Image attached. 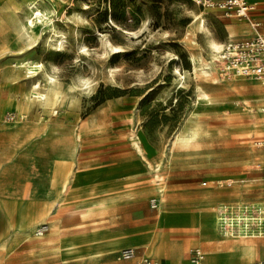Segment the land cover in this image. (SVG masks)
I'll return each instance as SVG.
<instances>
[{
  "label": "rangeland",
  "instance_id": "obj_1",
  "mask_svg": "<svg viewBox=\"0 0 264 264\" xmlns=\"http://www.w3.org/2000/svg\"><path fill=\"white\" fill-rule=\"evenodd\" d=\"M31 1H36L46 16L34 32L25 26L32 18H28ZM201 11L205 12V28L199 27L194 16ZM239 20L192 0H0V94L6 95L0 103V178L9 175L15 179L18 196L24 199L48 201L31 221L20 210L14 215L11 211V225H35L33 230V225L20 229L30 236L16 249L0 253V264H88L95 260L121 264L116 253L89 255V251L114 239L105 234L84 238L82 242L89 240L78 243L80 249L63 255L67 242L61 237L72 222L61 232L59 227L40 236L34 233L50 214L65 221L69 209L102 201L78 198L67 202L64 187L60 191L51 186L60 175V156L66 153L81 165H106L121 159L130 164L144 161L146 172L140 182L145 187H156L153 173L158 167L163 171L165 178L159 183L167 189L159 210L150 207V196L140 201L152 214L159 212L134 224L132 233L116 238L119 242L141 239L146 255L160 231V207L168 202L174 184L188 180L208 187L207 172L222 169L217 177L236 180L222 185V191L231 194L222 199L251 204L264 201V169L257 167L264 147L255 145L264 138V128L254 125L258 121L264 124V79L226 72L223 63L217 69L208 45L210 37L225 40L232 21L246 28L239 37L264 33V21L251 30L250 24ZM191 52L197 56V72ZM215 54L217 58V51ZM28 59L42 63L43 69L28 76L31 72L25 66H15ZM204 67L210 75L202 70ZM46 73L55 80L50 100L43 104L31 85L41 81L45 89L49 84ZM204 92L208 98L200 95ZM9 97L20 101L21 107L8 103ZM9 112L15 113L13 120L7 118ZM191 122L200 127L198 140L182 144L178 133ZM203 180L207 184H202ZM70 186L67 196L95 190H78L74 181ZM167 206L176 221L168 231L173 235L161 255L150 256L174 264L171 240L182 235L189 252L199 239L187 234L208 228L203 221L216 204L211 208L178 202ZM192 206L207 213L201 218L199 212L186 210ZM91 208L95 213L92 218L74 221L80 224V233L120 227L116 214H101L96 205ZM210 232L214 234L212 228ZM48 234H53L52 241L46 240ZM68 256L73 258L66 260Z\"/></svg>",
  "mask_w": 264,
  "mask_h": 264
},
{
  "label": "crops",
  "instance_id": "obj_2",
  "mask_svg": "<svg viewBox=\"0 0 264 264\" xmlns=\"http://www.w3.org/2000/svg\"><path fill=\"white\" fill-rule=\"evenodd\" d=\"M249 2L254 5L252 10L250 11V15L257 20L264 21V0H249ZM239 21L250 24L249 21L246 19H240ZM252 28L253 27L251 26L250 29L252 30ZM244 32H242L241 34H243ZM238 35L240 34H236L232 36H238ZM5 97H6L5 94L3 95L0 94V103L2 102V99H4ZM9 130L10 129H7L8 133L6 134H9ZM72 156L73 155L71 153H66L65 156L62 157L60 156V191L62 186L64 185L63 181L66 178L65 175L68 176L67 181L69 183L71 181L73 183L74 181L76 189L81 190V189H88L90 187H95V190L93 193H80L79 191L78 195L67 196L66 201L71 202L78 198L104 200L105 204L106 203L109 204L106 205V207L104 206L103 214L105 212L106 214L108 213L116 214L117 218H119L120 220V227L118 229H113L110 227L106 229H96V230L86 231L85 233H80L78 229L80 224L78 222H74L77 219L76 218L66 219L62 223V227H65L69 222H72V225L71 228L69 227L68 229L65 228L68 231L67 233L63 234V237H61L65 240L64 242L85 243L88 242L89 239H85L83 242L81 240H83L84 238H90L93 235L103 236L104 234L105 236H109L114 239L118 237H123L126 236L129 232L132 233V230L130 228L134 224L146 219L148 215H156L159 212L158 211L156 214H152L149 210H146L144 204L140 202L145 200L147 196H150L149 197V205H150V198L154 195H157L159 197V205H161L160 194L162 190H159L160 185L158 187H153V185L145 187L142 186L143 184L141 185L140 180H143V175L146 172V163H144V161L142 162L134 161L130 164L129 162H127V160L121 159L119 161L112 162L106 165H96L94 163L93 164L90 163L88 165H84V164L81 165L78 163V160L75 159L74 156L73 157ZM263 159L264 157L259 163H261ZM258 164L257 167L264 169V166H259ZM54 169H55V165H54ZM157 169L158 170H156V172L153 173L154 177L152 178V182L154 183L163 182L165 178V175H163L164 174L163 171L159 167ZM219 174H222V169L211 170L207 172L206 176L210 179V183H211L208 185V187L201 185L200 182L188 181V180H185L178 184H174L172 187H170L172 195L168 196V202H165V206H167L168 204L178 202V203L190 204V205L203 204L205 205L203 208H211L214 204H216L213 210H215L217 214V207L220 203L232 202L231 199L230 200L222 199V197L231 194H229L227 191H225V193L224 191H222V183H220L219 181L228 178H233L234 182L236 181L234 177H224V178L217 177ZM215 182H217V184H215ZM202 184H207V181L203 180ZM224 185H229V184H224ZM129 188H131L132 191H129ZM153 188L156 190V192L154 194H150V192L154 190ZM44 202H48V201L39 202L36 200H27L21 196H18V186L16 185L15 179L13 178L11 179L9 175L6 179L0 178V253H4L16 249L17 247L21 246L22 243L26 241L30 236V234L26 232H22L20 231V229L11 225L10 223L11 211L14 215L15 213L18 212V210H20L21 214L25 215L28 221H31L32 217L36 215L37 210L43 205ZM177 210H182V209H177ZM186 210L199 212L198 215L200 217H204L207 211L205 209H200L199 207L196 208L193 206ZM64 215L65 213L60 214V216H64ZM91 215L94 216V214ZM98 217L101 218L100 216ZM85 218H92V217H90L89 215ZM109 219L111 221V218ZM99 220L102 221L103 219H99ZM42 223H48V222L46 221L41 222L37 225V227ZM28 226L31 227L32 225H28ZM170 227L169 226L162 227L159 229H162V231L163 229L166 231H170L171 230ZM49 230H50V224L48 231ZM210 231H211V227L208 228L205 227L194 231L192 230L191 232L188 233L189 237L194 236L195 239H199V241L195 245H193L192 248L198 246L203 249V251L205 252V258L202 262H204V264H252L253 262L259 259H264V234L258 236L242 237V238H249V237L256 238V239H251L254 241L256 247V255L254 260H247L245 258L235 257V260L229 263L228 260L232 255L233 250L229 249L227 243L228 242L232 243L233 247L236 246L238 247L241 242H239V239H237L235 236L230 237L227 235L225 236L220 234L221 237H219L217 235H214ZM202 232L205 235H203ZM207 234L210 235V237H206ZM179 238L180 239L171 240L170 251L174 259V264H187L188 255H189L188 256L189 263L195 264L190 260L191 250L187 252L188 241H186L182 235ZM142 243L143 241L141 239H138L134 242L117 241L116 243L110 246H103L102 247L104 248L102 249L103 252L98 256L108 253H116L115 258L118 262H120L121 264H131L137 258L146 255L145 247L144 244ZM83 245L84 244H82V246ZM140 245H142L144 249H140L139 248ZM125 246L136 247L138 256L135 260L125 261L117 258V252L119 251L120 248ZM53 250L57 251L58 247L54 248ZM154 257L159 258L163 264H168L165 258L158 256H154ZM72 258L73 256H68L66 260ZM114 262H115L114 260L109 262H100L95 260V261H90L88 264H102V263L106 264V263H114Z\"/></svg>",
  "mask_w": 264,
  "mask_h": 264
},
{
  "label": "built area",
  "instance_id": "obj_3",
  "mask_svg": "<svg viewBox=\"0 0 264 264\" xmlns=\"http://www.w3.org/2000/svg\"><path fill=\"white\" fill-rule=\"evenodd\" d=\"M204 7L216 8L224 11L225 15L237 16L249 21L253 28H257L261 21L250 15L254 7L249 0H192ZM217 59L222 62L226 69L238 75L264 79V33L257 32L247 37L228 36L221 42V48L217 51ZM264 109V107H263ZM9 120L15 118V113L7 114ZM258 147H264V138L255 142ZM259 166H264V159ZM224 184H232L233 178L219 181ZM150 206H159V197L154 195L150 198ZM217 220L220 231L229 236H258L264 234V205L259 202H222L217 207ZM49 228L48 223L40 224L35 234L43 235ZM138 256L136 247L125 246L117 252V258L125 261L135 260ZM205 258V252L201 247H193L190 251V260L201 263ZM131 264H163L159 258L143 255ZM252 264H264V259H259Z\"/></svg>",
  "mask_w": 264,
  "mask_h": 264
},
{
  "label": "bare ground",
  "instance_id": "obj_4",
  "mask_svg": "<svg viewBox=\"0 0 264 264\" xmlns=\"http://www.w3.org/2000/svg\"><path fill=\"white\" fill-rule=\"evenodd\" d=\"M52 2V1H51ZM30 8L32 9L31 10V14L28 18L32 17L31 18V21H30V25L28 23L25 24L26 27L30 26V29L34 32L35 29L38 27V24L40 22L43 23V18H46L45 16V12L43 11V9L39 8L38 5H37V2L36 1H31L30 3ZM65 7V6H64ZM204 11H201V12H196L194 13V16H195V20L199 19V27H203L205 28L206 25H205V16H204ZM66 17V16H65ZM36 18V19H34ZM202 21V23H201ZM71 23V22H70ZM242 23L241 22H231V24L228 26V32L230 33V35H236V34H239L241 32L244 31V29H246L245 27H242L241 26ZM67 31V30H66ZM57 32V31H56ZM190 32V31H189ZM187 34H190V33H187ZM189 36V35H188ZM191 38V37H190ZM58 41V40H57ZM107 41V40H106ZM47 42V41H46ZM208 45L210 47V49L214 52L213 54V59L212 61L215 63V65L217 66V69H219L221 66H222V62H219V60L216 58V51H219L220 48H221V42L215 40L213 37H210L209 38V42H208ZM114 49V47H113ZM209 50V49H208ZM212 52V53H213ZM200 53V52H199ZM174 55V54H173ZM191 58L193 60V64H194V67L193 69H195V72H197V63H196V55L195 53H192L191 52ZM173 57V56H172ZM177 58V56H176ZM198 59V58H197ZM192 62V61H191ZM204 62V61H203ZM204 64V63H203ZM15 66H25L27 68V70L29 72H31L30 74H28V76H33L37 73L36 69H40L42 70L43 67H42V63H39V62H36V61H33L31 59H28V60H23L19 63H15ZM178 67V66H177ZM223 69L227 72L229 70L226 69L225 65L223 64ZM206 75H210V71L208 70L207 67H204L202 69ZM179 71V70H178ZM187 71V70H186ZM194 72V71H193ZM177 73V72H176ZM212 73V72H211ZM195 74V73H194ZM213 74V73H212ZM216 75V74H215ZM102 76V75H101ZM182 76V75H181ZM180 76V77H181ZM195 76V75H194ZM189 77V76H188ZM218 77V76H217ZM46 78L48 79L49 81V84L48 86L45 88V89H42L41 86H42V82L39 81L38 83L36 84H33L31 85L32 86V90L33 92H35V96H37L40 100L41 103L43 104H47L48 101L50 100V97H51V93L53 91V85H52V80L54 81L55 80V77L52 76L51 74L49 73H46ZM218 79V78H217ZM182 80V79H181ZM187 81V80H186ZM85 84V83H84ZM30 85L28 87H30ZM207 91V90H206ZM32 95V94H31ZM199 95V94H198ZM201 96H203L204 98H208L209 97V94L207 92H204L203 95L200 93ZM8 103L10 104H16V106L18 108L21 107V102L18 101V100H14L12 98H8L7 99ZM5 108V107H4ZM199 121V120H198ZM197 121V122H198ZM201 122V121H200ZM202 123V122H201ZM200 123V124H201ZM199 124V123H198ZM254 125L257 127V128H264V124L263 126L261 125V122H256L254 123ZM181 128V127H180ZM199 133H200V127L191 122V123H188L184 126L183 130L180 131L178 133V137H177V140L180 139L181 142H184L182 144H189L191 142H194V141H197L198 140V136H199ZM135 142V141H133ZM178 141H175V143H177ZM139 143V142H138ZM137 146V145H136ZM191 146V144H190ZM182 147V145H181ZM175 148V147H174ZM184 148V147H183ZM156 172V171H155ZM65 179H64V191H65V196L67 197V194L69 192V188L71 187V183L72 181L69 183L67 181V178L68 176L65 175ZM60 182V175L56 176L53 180H52V183H51V186L55 189H60V184H58ZM158 184L156 185V187H158L159 185V190H162L161 192V203H163V201L165 199H163V195H164V192L165 190L167 189V187H165V185H162L160 184L159 182H157ZM59 187V188H58ZM260 204L264 205V201L260 202ZM94 205L98 206V210L99 212L102 214L104 212V205H105V201L102 200V201H98V202H94ZM93 204H89V205H86V206H81V207H75V208H71L69 209V213H68V216L67 218L68 219H73V218H76L79 222L82 221L85 217L89 216L92 217L93 215V210H92V206H94ZM46 208V207H45ZM50 209V207H49ZM48 209V210H49ZM45 212H47L46 210H44ZM212 211V210H211ZM38 212V211H37ZM52 212V211H51ZM207 213V212H206ZM95 214V213H94ZM46 215L48 216L49 213L47 212ZM192 215V214H191ZM50 218H46L44 219L46 222H48L50 224V229L52 231H54L55 229H58L60 227V232L61 231H64L62 229V223L64 222V220L62 218H59L53 214H50V216H48ZM160 217H161V221H160V228L162 227H170L171 225H175L176 221H175V217L173 214L170 213V211L167 210L166 206H161L160 207ZM177 217V216H176ZM180 217V216H179ZM192 217V216H191ZM40 218V217H39ZM202 218V217H201ZM192 219V218H191ZM182 220V219H181ZM43 221V220H42ZM204 224L207 226V227H211L212 228V231L214 232V235H217L219 237L220 234L221 235H224L223 233H221L220 229H219V226H218V220H217V214H216V211L214 210L212 212V214L208 217V218H205V220L203 221ZM84 223V222H83ZM157 223V222H156ZM182 224V223H181ZM32 230L34 228V225L32 223ZM27 226V224H24L23 222L21 224H19V226H17L16 228L18 229H23ZM171 228V227H170ZM263 228H264V222H263ZM66 230V229H65ZM65 233V232H64ZM173 234H170L168 231L164 230L162 231V229H160L159 233L157 234L156 238L154 239V241L152 242V249L151 251H149V255H152V254H158V255H161L162 252L167 249V243H168V238H171ZM185 235V234H184ZM188 235V234H187ZM226 236V235H225ZM229 236V235H227ZM231 237V236H230ZM237 239H239V242L240 245L237 247H233L232 246V243H227V246L229 247V249H232V255L230 256L229 258V263L230 262H233L235 260V257H241V258H249V259H253L255 258V255H256V247H255V243L253 240L251 239H244L242 238L243 236L242 235H237L235 236ZM46 240H50L52 241L53 240V234H49L47 236H45ZM212 238V237H211ZM229 238V237H228ZM7 240V239H6ZM118 241V239H113V240H110V241H107L105 243H102L101 245L103 246H110L114 243H116ZM149 241V239L146 237V241H144L145 243H147ZM119 242V241H118ZM149 244V243H148ZM99 246L97 248H95V250H92V251H89V255L91 257H95V256H98L100 255L103 251L102 248L103 246ZM95 246V245H94ZM148 246V245H147ZM58 247V246H56ZM169 247V246H168ZM80 249L79 248V245L77 242H67L65 245H64V248H63V255H68L69 252L71 251H74V250H78ZM87 249V247H86ZM78 252V251H76ZM79 256L81 255H84V254H78ZM202 263V262H201ZM201 263H198V264H201ZM190 264V263H189Z\"/></svg>",
  "mask_w": 264,
  "mask_h": 264
}]
</instances>
